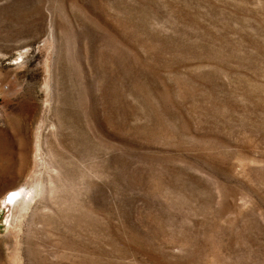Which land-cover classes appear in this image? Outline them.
<instances>
[{"label":"rangeland","instance_id":"rangeland-1","mask_svg":"<svg viewBox=\"0 0 264 264\" xmlns=\"http://www.w3.org/2000/svg\"><path fill=\"white\" fill-rule=\"evenodd\" d=\"M0 264H264V0H0Z\"/></svg>","mask_w":264,"mask_h":264},{"label":"bare ground","instance_id":"bare-ground-1","mask_svg":"<svg viewBox=\"0 0 264 264\" xmlns=\"http://www.w3.org/2000/svg\"><path fill=\"white\" fill-rule=\"evenodd\" d=\"M14 194V193H13ZM13 197H15V196H13ZM12 198V197H11ZM11 201V200H10ZM8 202V201H7Z\"/></svg>","mask_w":264,"mask_h":264}]
</instances>
